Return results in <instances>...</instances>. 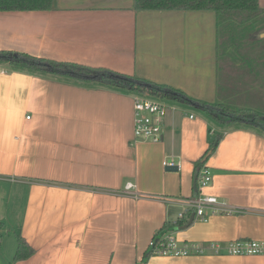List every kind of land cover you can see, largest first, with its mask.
Returning <instances> with one entry per match:
<instances>
[{
    "label": "crops",
    "instance_id": "crops-1",
    "mask_svg": "<svg viewBox=\"0 0 264 264\" xmlns=\"http://www.w3.org/2000/svg\"><path fill=\"white\" fill-rule=\"evenodd\" d=\"M217 31L212 11L137 10L134 0L0 11V50L106 67L207 102L226 96L218 89ZM226 55L234 66L241 61L233 49ZM242 86L264 110V95ZM133 95L0 63V264H264V254L146 257L156 231L194 196L195 163L220 133L203 192L242 211L206 220L192 212L190 225L173 234L203 244L264 240V132L213 124L170 102L176 109L162 140L137 141ZM128 182L133 189L125 190ZM16 235L33 253L14 261Z\"/></svg>",
    "mask_w": 264,
    "mask_h": 264
},
{
    "label": "trees",
    "instance_id": "trees-1",
    "mask_svg": "<svg viewBox=\"0 0 264 264\" xmlns=\"http://www.w3.org/2000/svg\"><path fill=\"white\" fill-rule=\"evenodd\" d=\"M55 0H0V11L50 10ZM137 10H186L212 11L216 15L218 34V60L233 49L240 57V69L252 79L247 87L264 95V8L259 0H134ZM0 63L41 75H54L82 83H98L133 94H144L179 105H188L199 110L207 120L223 127L248 124L264 132V111L258 108H237L220 101L207 102L192 98L180 90L157 84L144 78L119 73L106 67H94L71 61H60L37 57L25 52L0 50ZM221 81L218 79V89ZM211 130V129H210ZM222 137L215 135L205 154L195 163L196 183L192 198L198 195L197 179L208 155L212 153ZM193 210H187L175 221H166L153 238L183 229L193 220ZM17 247L13 260L28 258L33 249L20 235H16ZM151 248L146 252V257ZM145 264V263H144Z\"/></svg>",
    "mask_w": 264,
    "mask_h": 264
},
{
    "label": "built area",
    "instance_id": "built-area-1",
    "mask_svg": "<svg viewBox=\"0 0 264 264\" xmlns=\"http://www.w3.org/2000/svg\"><path fill=\"white\" fill-rule=\"evenodd\" d=\"M176 106L165 100L154 98L144 94L133 95V135L137 141L160 142L163 138L164 119L169 111H174ZM193 117V114H189ZM174 164L173 161H163V165ZM212 173L204 165L198 175V195L188 199L184 203L183 210L179 213L181 217L187 210H193L195 218L206 220L211 214L216 213H238L242 210L230 206L226 201L216 196L208 195L203 190L211 184ZM131 182L125 184V190L133 189ZM151 255L187 256L204 253H228L235 255H260L264 254V240L255 239H233L227 242H208L207 244L184 241L179 242L173 232L166 233L158 240L149 242Z\"/></svg>",
    "mask_w": 264,
    "mask_h": 264
},
{
    "label": "rangeland",
    "instance_id": "rangeland-1",
    "mask_svg": "<svg viewBox=\"0 0 264 264\" xmlns=\"http://www.w3.org/2000/svg\"><path fill=\"white\" fill-rule=\"evenodd\" d=\"M240 68L241 67L239 66V64L234 66V64L232 65L231 63H229L227 55L225 58L220 59V91L224 88V94L226 96H224L223 99L220 98L218 101L222 102L223 104L232 105L237 108H258L259 110L264 111L263 108H261V104H255L258 98L257 96V98L253 100L252 98H250V96L248 97V91H238L237 88H239L241 85H243L242 87L248 88L247 85L252 79L250 75H246V72H244V70ZM252 92L254 91H251L250 94H252ZM166 102L170 103L168 101ZM2 233L6 234V231Z\"/></svg>",
    "mask_w": 264,
    "mask_h": 264
},
{
    "label": "water",
    "instance_id": "water-1",
    "mask_svg": "<svg viewBox=\"0 0 264 264\" xmlns=\"http://www.w3.org/2000/svg\"><path fill=\"white\" fill-rule=\"evenodd\" d=\"M167 170L169 171H175L178 169V165L177 164H169L167 166H165Z\"/></svg>",
    "mask_w": 264,
    "mask_h": 264
}]
</instances>
